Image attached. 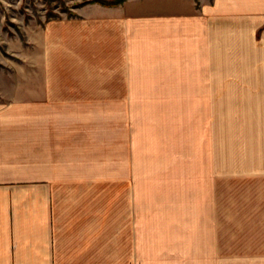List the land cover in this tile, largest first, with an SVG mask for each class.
I'll return each instance as SVG.
<instances>
[{
	"label": "crops",
	"instance_id": "crops-1",
	"mask_svg": "<svg viewBox=\"0 0 264 264\" xmlns=\"http://www.w3.org/2000/svg\"><path fill=\"white\" fill-rule=\"evenodd\" d=\"M258 1L48 22L26 96H0V264H264ZM193 105L198 159L174 135Z\"/></svg>",
	"mask_w": 264,
	"mask_h": 264
},
{
	"label": "rangeland",
	"instance_id": "rangeland-1",
	"mask_svg": "<svg viewBox=\"0 0 264 264\" xmlns=\"http://www.w3.org/2000/svg\"><path fill=\"white\" fill-rule=\"evenodd\" d=\"M100 1L111 0H0V96L3 100L12 95L26 96L28 58L39 50L36 44L48 22L75 18L78 12H87L94 5L105 6ZM258 2L264 4V0ZM199 106H192L188 119L177 118L174 127L177 150L183 152L188 143L196 159L199 158L205 115L196 110ZM227 119H231V114L225 113ZM168 130L169 139H172L173 133ZM158 138L156 135L154 141Z\"/></svg>",
	"mask_w": 264,
	"mask_h": 264
},
{
	"label": "trees",
	"instance_id": "trees-1",
	"mask_svg": "<svg viewBox=\"0 0 264 264\" xmlns=\"http://www.w3.org/2000/svg\"><path fill=\"white\" fill-rule=\"evenodd\" d=\"M123 1L124 0H111V1H100L99 3H101L102 5H105V6H115V5H117Z\"/></svg>",
	"mask_w": 264,
	"mask_h": 264
}]
</instances>
